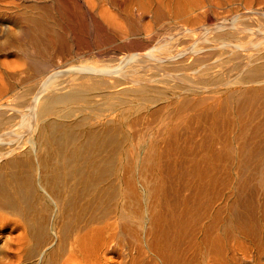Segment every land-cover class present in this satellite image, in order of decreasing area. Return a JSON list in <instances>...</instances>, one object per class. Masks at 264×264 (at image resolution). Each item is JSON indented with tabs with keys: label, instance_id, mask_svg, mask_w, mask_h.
Wrapping results in <instances>:
<instances>
[{
	"label": "bare ground",
	"instance_id": "6f19581e",
	"mask_svg": "<svg viewBox=\"0 0 264 264\" xmlns=\"http://www.w3.org/2000/svg\"><path fill=\"white\" fill-rule=\"evenodd\" d=\"M250 83L231 146L218 95ZM248 100H264V0H0L1 264H263Z\"/></svg>",
	"mask_w": 264,
	"mask_h": 264
},
{
	"label": "rangeland",
	"instance_id": "374dc122",
	"mask_svg": "<svg viewBox=\"0 0 264 264\" xmlns=\"http://www.w3.org/2000/svg\"><path fill=\"white\" fill-rule=\"evenodd\" d=\"M10 26H12V25H10ZM90 27H91V30L89 29V31H92V30H93V26L90 25ZM9 28H10V27H9ZM90 33H92V34L90 35ZM93 34H94V31H92V32H88L89 37L91 36V38H90L91 40H94V39H95V37H93V36H95V34H94V35H93ZM92 38H93V39H92ZM92 42H94V41H92ZM109 45H110V46H109ZM98 46H99V47H98ZM100 46H101V45H95V50H97V49H101V47H103V46H104V47H103L102 49H107L108 46H109V48H108L107 50H109V49L112 50V48H113V46H112L111 44H106V47H105V44H103L101 47H100ZM97 47H98V48H97ZM114 47H115V44H114ZM25 54H26V53H22V55H21V58H23V59L26 57V59H24V60H25L24 63H26V60H27V56H25ZM33 55L35 56L34 53H31L30 58L32 57V58H31L32 61H31V60H30V61H31V62H34L35 65L37 64L38 66H40V62H39V60L37 59L36 56H35V58H34ZM72 55H74V53H73ZM90 55L94 58V54L91 52V53L87 56L88 59H90V58L93 59ZM77 56H78V55H74L75 58H73V60L71 59V57H73V56H70V58H69L68 60L60 59V60L63 61V62L60 61V63H61L62 65H67V64L69 63L68 61L71 62V63H69V64H72L73 62L77 63V62H79L80 60L83 59V58L81 59V57H80V58H79L80 60H79V59H77L79 56H78V57H77ZM108 57H109V56H108ZM108 57H107V58H108ZM21 58H20V63L22 64L24 60L22 59L23 61L21 62ZM95 58H96V57H95ZM107 58H106V59H107ZM36 60H37V61H36ZM28 61H29V59H28ZM28 61H27V62H28ZM72 61H73V62H72ZM35 62H36V63H35ZM64 62H65V63L67 62V63L65 64ZM197 78H198V77H197ZM197 78H196V80H197ZM201 79H203V80H202L203 82L200 81L201 83H204L205 81H206V83H208L207 81H209V82H213V81H214L213 79H210V80H209V79H206V78H198V80H201ZM196 80H195V81H196ZM198 80H197V81H198ZM212 80H213V81H212ZM182 85H183V84H182ZM184 85H188V83L185 82ZM212 85H213V84H212ZM235 85H236V86H235ZM246 85H247V86H246ZM163 86H165V85H163ZM248 86L251 88V83H250V84H245L244 86H243L242 84H241V85H240V84H234V86L231 85L230 88H227V90H225L224 92H219L220 95H218L217 92H212V93H211V92H208L209 94L206 93V92H204L205 94H204V93H199V95H198V94H196V95L193 94L194 96H202L203 94H204L203 96H205V95L208 96V95H211V94H212L213 96H217V95H218V96H221V95H222V98H223V101H224V102H222L221 104L224 105V103H226V105H227V106L224 105V107H223L224 110H226V113H224L225 111H222V112H223V114H224L225 116H226V115H228V116H226V117H225L224 115H223L224 117L222 116V117H223V122H221V123H220V126H219V128H221V129L218 128L219 130L217 129L218 131H216L215 133L218 132L216 135H219V136L225 137V139L229 142V144H230L231 146H232V141H233L231 138H234L233 135H234V126H235L233 120L235 121V119H236V117H235L236 115H234V114H235V111H236V107H237V105H238V103H239V102L236 103L237 101H239V100H238V98H239V91H240L239 89L245 90L246 87H248ZM244 87H245V89H244ZM249 87H248V88H249ZM235 88H236V90H235ZM238 88H239V89H238ZM215 89H216V88H215ZM228 89H229V90H228ZM233 89H234V92H236V91H238V90H239V91L236 92V94H234V92H233V93L230 95L229 93H231V92L233 91ZM227 91H228V92H227ZM229 91H230V92H229ZM240 92H241V91H240ZM213 93H214V94H213ZM222 93H223V94H222ZM226 93L229 94V95L231 96V97H230V96L228 95V97H230L231 99L234 97V98H233L234 103H233L232 100H229L230 98L227 97V94H226ZM200 94H201V95H200ZM215 94H217V95H215ZM232 95H233V97H232ZM191 96H192V95H191ZM235 96H236L237 98H236ZM225 97H227V99H226ZM225 99H226L227 101H226ZM235 99H236L237 101H236ZM211 100H212V99H211ZM229 101L232 102V106L234 107L233 109H230V107H232V106H230L231 102H230V103H227V102H229ZM248 101H250L249 103H250L251 105H250V106L247 105L246 112H251V111L248 110L249 107H250V110H251V109H254V107H252V106H256V105H255L253 102H255V103H256V102H261V104H264V100H260V101H256V100L254 101V100H253V102H252L251 100H248ZM252 103H253V104H252ZM234 104H235V105H234ZM246 104H248V102H247ZM257 104H260V103H257ZM225 106H226V107H225ZM227 107H228V109L231 110V111H228V110H227ZM247 110H248V111H247ZM142 111L144 112V111H146V109L144 108V109H142ZM252 111H253V110H252ZM228 113H229V114H228ZM233 113H234V114H233ZM231 114H233L234 116H232ZM227 117H230V119H229V118H228L229 120L225 119V118H227ZM231 117H233L234 119L231 118ZM229 121H231V122L229 123ZM200 125H201V124H200ZM200 125H199V126H200ZM138 127H139V128H142L143 126H138ZM200 127H201V126H200ZM229 128H230V129H229ZM231 128H233V130H232V131H229V130H231ZM223 131H225V133H224ZM228 133H229V134H228ZM226 134H227L229 137H228ZM231 134H232V136L230 137ZM228 139H229L230 141H229ZM231 140H232V141H231ZM148 144H149V142H148ZM255 182H256V181H255ZM254 218H256V217H253V219H252L253 221L255 220ZM233 219H234V217H233ZM228 222H230V221L228 220ZM232 222H233V221H232ZM234 222H235V221H234ZM232 227H234V229H233ZM231 228H232V229H231ZM231 228H230V231L235 230V224L233 225V223H231ZM8 231H9V229H7V228H1V227H0V241H1V242H0V247H1V245H2V249H3V250H4V247H3V243H4V242H3V241L6 240L5 237L7 236V232H8ZM3 232H4V233H3ZM5 232H6V233H5ZM1 233H2V234H1ZM3 234H4V235H3ZM2 235H3V236H2ZM1 238H2V239H1ZM2 242H3V243H2ZM2 249L0 248V250H1L0 252L3 253L4 251H3ZM5 252H6V251H5ZM2 253H0V255H1ZM4 256H5V253L3 254V256H2V255L0 256L1 261H3V260L5 259ZM3 257H4V258H3ZM2 258H3V259H2ZM1 261H0V264L2 263ZM263 261H264V259L262 260V263H263ZM24 262H25V263H22V264H31V260H27V261H24ZM263 264H264V263H263Z\"/></svg>",
	"mask_w": 264,
	"mask_h": 264
}]
</instances>
